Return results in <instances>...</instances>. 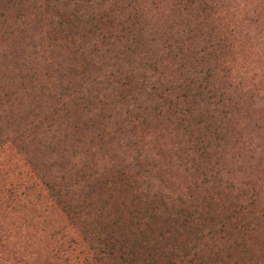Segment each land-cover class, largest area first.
Returning a JSON list of instances; mask_svg holds the SVG:
<instances>
[{
  "label": "trees",
  "instance_id": "16d2710c",
  "mask_svg": "<svg viewBox=\"0 0 264 264\" xmlns=\"http://www.w3.org/2000/svg\"><path fill=\"white\" fill-rule=\"evenodd\" d=\"M35 1L0 0V112L4 113L3 119L0 118V151L8 143L13 145L25 156L29 168L10 180L5 173L7 165L0 167V193L6 209L24 208L36 192L47 193L74 230L62 232L48 248L49 258L53 256L56 264H257L246 255L244 236L253 222L243 218L244 210L226 208L218 192L201 194L200 198L191 191H185L187 198H171L162 191L151 195V184L141 189L137 179L154 178L157 166L143 162L142 155L136 151L131 159L117 153L114 159L108 151L99 154L106 149L104 134L92 130L93 124L82 123L77 128L66 124L71 129L70 142L51 136L46 118H56L67 110L69 96L79 100L85 93H94L97 98L96 95L108 90L121 95L139 84L148 87L156 97L164 95L172 102L171 95L166 96L164 91L172 89L178 70L170 65L163 70L157 66L156 59L174 61L177 55L160 58L153 55L149 46L140 48L144 46L141 29L133 21L135 14L127 11L129 7L121 9L119 14L111 9L95 13L91 8L87 15L90 39L80 45L75 40L77 25L74 24L82 15L80 9L72 11L63 4L56 6L54 12L50 8L49 13L26 18L25 4L32 6ZM174 5L185 6L191 12L190 18L201 24L209 19L204 17L206 5L202 0H177ZM194 5L197 6L193 8ZM45 14L50 17L48 22L42 20ZM122 17L126 18L125 22L121 21ZM194 31L195 28L190 30ZM216 38L209 36L204 41L201 50L204 55L209 57L231 48L225 39ZM177 49L183 52L181 46ZM84 51L85 57L80 58ZM141 51L146 53L143 57L138 53ZM135 61L139 63L138 71L144 73L140 81H135V66L123 70V66H131ZM203 63L202 60L200 64ZM85 64L93 68L92 74L85 73ZM203 82L202 89L210 87L211 93L215 86H226L228 80L226 75L222 80L213 78L208 70ZM25 95L33 100L27 104V110L21 111V107L13 105ZM20 102L19 99L16 106ZM46 102L54 104L43 119L38 118L32 108L39 104L42 107ZM75 108L84 111L76 105ZM143 113L145 110L139 115ZM166 114V118H175L177 125L186 129L184 122L193 111L190 107L174 106ZM64 123L57 125L63 127ZM53 143L59 148L57 158L64 159H58V166L54 163L55 155L51 160L53 153L49 151ZM131 143L134 147L131 149H136V141ZM94 147L103 161L100 172L87 166V162L93 163L94 155L89 159L86 155ZM193 150L197 155L193 158L196 167H192V174L198 168L208 170L211 161L207 146L194 143ZM5 156L4 150L0 161ZM236 232L241 235L237 236ZM1 238L3 242L9 240L6 234Z\"/></svg>",
  "mask_w": 264,
  "mask_h": 264
},
{
  "label": "rangeland",
  "instance_id": "374dc122",
  "mask_svg": "<svg viewBox=\"0 0 264 264\" xmlns=\"http://www.w3.org/2000/svg\"><path fill=\"white\" fill-rule=\"evenodd\" d=\"M176 1L36 0L32 6L25 4L26 18L49 13L50 8L54 12L56 6L63 4L72 11L80 9L82 15L74 23L77 25L75 40L80 45L90 39L87 15L91 8L95 13L111 9L119 14L121 9L129 7L127 11L135 14L133 21L141 29V44L144 46L139 47L147 49L149 46L153 55L160 58L177 55L174 61L156 59L157 66L163 70L167 65L178 70L175 72L176 83L168 92L164 91L166 96L171 95L172 102L164 95L163 98L156 97L148 87L139 84L121 95L108 90L99 96L95 94L97 98H94V93H85L79 100L69 96L67 110L61 111L60 117L46 118L45 125L52 137L70 142L71 127L93 124L95 128L92 130L97 129L104 134L106 149L99 154L108 151L114 159L115 153L131 159L132 154H136L134 151L139 152L143 162L154 168L157 166L154 178L139 176L137 179L141 189H145L147 183L151 184V195L162 191L171 198H187L185 191H191L200 198L201 194L218 192L226 208L230 211L244 210L243 218L253 222L250 223V232L244 235L247 238L246 255L252 257V262L264 264V0H202L206 5L204 17H209L203 24L191 19V12L185 6L174 5ZM120 19L126 20L125 17ZM42 20L48 22L50 17L45 14ZM194 28L195 31L190 32ZM209 36L225 39L231 48L209 57L204 55L201 50ZM177 46H181L183 52ZM16 53L19 54L18 51ZM138 53L141 57L146 54ZM85 55L84 51L80 58ZM202 60L205 63L200 64ZM133 66L136 67L133 70L137 75L135 81H140L144 73L138 71V61L131 66H123V70H132ZM83 69L85 73L92 74L90 65H83ZM208 70H211L213 78L222 80L226 75V86H215L211 93L208 92L210 87L202 89L205 85L203 77ZM201 81L202 84L199 83ZM29 94L34 96V93ZM19 99L20 105L16 106ZM32 100L25 95L18 98L13 106L25 111ZM52 104L46 102L42 107L39 104L40 108L32 109L38 118L41 116L43 119ZM75 105L84 111L77 110ZM174 106L190 107L193 111V115L184 122L186 129L177 125L175 118H166V111ZM3 108L6 111V107ZM3 114L0 112L1 120ZM60 122L66 123L59 127L57 124ZM135 141L137 148L131 149L134 148L131 142ZM201 142L207 146L211 166L208 170L198 168V172L192 174V167H196L193 158L197 155L193 144ZM8 145L4 147L6 156L4 161H0V167L7 165L5 173L14 180L18 172L29 170L28 162L16 147ZM57 147L53 143L49 151L53 153L51 160L55 155L54 163L58 166L59 160L64 159L57 158ZM4 150L0 151V157ZM97 152V147H94L87 153V159L94 155L93 163L87 162V166L100 172L103 161ZM107 161L108 155L106 164ZM1 196L0 193V264H56L53 256L49 258L47 250L62 232H74L67 217L54 206L45 191L40 195L36 192L30 204L18 210L6 209ZM243 218L241 220L246 222ZM4 234L9 236L7 242L1 238Z\"/></svg>",
  "mask_w": 264,
  "mask_h": 264
}]
</instances>
